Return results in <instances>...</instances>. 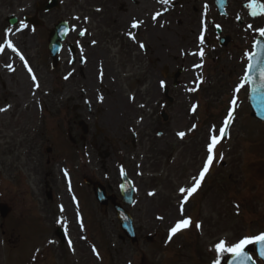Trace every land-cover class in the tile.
<instances>
[{"label": "rangeland", "instance_id": "obj_1", "mask_svg": "<svg viewBox=\"0 0 264 264\" xmlns=\"http://www.w3.org/2000/svg\"><path fill=\"white\" fill-rule=\"evenodd\" d=\"M188 1L169 0L174 8L167 13L168 4L158 0H62L58 10L38 14L42 22L39 29L18 33L20 25L10 27L8 20L34 16L42 0H0V48L4 49L0 52V108L5 109L0 111V127L3 123L8 129L1 132L4 137L0 136V203H8L16 195L15 213L5 220L0 217V264H192L187 255L197 246L208 247L217 256L215 245L219 241L231 246L246 236L264 232V124L250 111L247 87L235 92V85H241L243 66L237 68L238 63L226 59L227 53L220 56L208 51L196 39L200 4ZM157 12L162 15L154 20ZM59 21L69 22L71 31L59 67L53 70L47 38ZM133 21L141 22L140 26L132 28ZM9 41L25 57L37 77L38 88L24 62L7 47ZM68 45L74 48V55ZM201 50L206 58L203 66V58L198 55ZM143 77L147 81L140 94L137 84ZM158 92L161 97L153 96ZM163 92L172 99L171 108L166 109L170 125L168 158L152 174L142 175L141 152L135 164L136 155L127 165L137 172L135 186L140 188L135 206L129 209L138 242L131 245L123 239L119 243L113 211L100 209L92 195L78 208V202H72L71 183L61 174L74 167L79 175L85 167L90 177L108 185L113 180V192L117 193L115 98H122L127 105L133 102L128 98L144 94V100L151 104L149 112H155L158 118L161 105L166 103ZM233 96L238 97V104L230 135L219 145L213 173L206 177L203 188L187 198L181 217L180 189L193 186V178L207 155L208 135H216ZM23 112L32 119L39 113L42 119V165L52 170L58 181L56 185L45 181L53 188L51 195L46 190L42 197L22 196L16 166L25 161L18 145L23 136L15 128ZM143 112L146 110L137 108L140 119L145 117ZM76 117L98 130L97 144L105 146L100 151L95 148L88 159L80 157L70 164L73 158L67 129L79 133L72 123ZM179 132L185 136L179 137ZM46 146H53L54 163L49 169L45 167ZM9 170L16 177L13 172L8 174ZM156 178L159 182L153 183ZM73 179L75 186H84L76 174ZM152 185L156 187L153 191L149 187ZM181 218H190L192 225L169 240L170 227ZM197 223L201 228L195 227ZM229 256L222 255L220 260Z\"/></svg>", "mask_w": 264, "mask_h": 264}, {"label": "flooded vegetation", "instance_id": "obj_2", "mask_svg": "<svg viewBox=\"0 0 264 264\" xmlns=\"http://www.w3.org/2000/svg\"><path fill=\"white\" fill-rule=\"evenodd\" d=\"M140 1V0H139ZM180 2V0H177V2ZM200 6H199V30L197 33L196 39H198L200 36H203L206 49L208 51H211L213 53H218V55L223 56L227 53L226 59L230 60V62H236L237 68L245 65V52H250L251 44L261 35L260 30L264 29V24L261 25L260 21L251 22L248 8L245 5V2H250L251 0H228V6L226 8V14L220 15L218 8L216 6V0H196ZM191 0L188 1L190 3ZM115 3L118 4V1ZM133 4V3H132ZM137 6V2L134 4ZM121 7V14H124V8L125 5L120 6ZM134 7V6H133ZM172 8L170 4L166 6V12L171 13ZM205 14V16L203 15ZM179 17V16H178ZM149 25V23L147 24ZM31 29V28H28ZM27 30V27H25L23 33ZM50 32V31H49ZM259 32V33H258ZM209 33V36H208ZM258 33V34H257ZM149 35L148 33L146 36ZM153 36V35H152ZM139 39V38H138ZM141 39V38H140ZM148 39V36H147ZM149 40V39H148ZM150 40H151V34H150ZM221 44L224 46L222 47ZM248 58V57H247ZM219 59V58H217ZM206 61V58L203 56L202 66L204 65ZM147 81L146 77H143L140 82L137 84L139 89L137 90L138 93L141 94L142 88L145 86V83ZM162 93V91H159ZM158 94L154 95L155 97H161V95ZM164 93V92H163ZM166 93V91H165ZM164 93V96L166 98L165 104H162V111L159 114L158 118H155L156 113L155 112H149L151 104L149 102H146L144 100V94H142L141 98L138 97V95L135 96V99L128 98V102L133 101L131 104H127L120 98L119 100L115 98L114 106H115V135L118 138V144H119V151H116L115 154V164L116 169L119 171L120 165H124V168H126L136 191L137 196V188L135 183H137V172L133 168L127 167V165L131 162V159L136 155V159L133 160V163H136V160L139 158V153L141 152V158L143 157V162L141 164V168L143 169L142 175L146 173H157V171H154L156 168L159 169L163 166L165 163V158H168L169 154V146L167 145L169 140V132H170V125H169V115L167 110L171 108L172 103L170 102V98H167L166 94ZM119 96V95H118ZM153 97H150L149 99H152ZM169 101V102H167ZM17 108L20 107V105H16ZM137 108H141L142 110H146V112L143 114L145 117L143 119H140L137 113ZM75 108H73L74 110ZM77 109V108H76ZM167 109V110H166ZM163 114H166L168 116V121L164 122L162 116ZM15 116V115H14ZM33 120V121H32ZM113 121V120H111ZM80 119L77 117L75 119H72L73 125L76 127L78 134L70 133V138L72 140V153L73 157L83 159H88L91 155V152L94 151L95 148H97L100 151L101 146L103 144H97V138L96 136L100 135L99 131L93 128L95 131H93L91 125L89 123L87 124V130L88 133L86 136L82 138V132L81 128L79 127ZM214 122L211 124L213 125ZM15 129H19L20 135H22V141L20 144L19 151L24 152L25 161L20 163L18 166H16V170L20 172V186L22 188V196L32 195L34 198L36 196H43V192L46 190H53V188L50 187L49 183L45 181H51L52 185H56L58 181L55 180V174L52 172H44L43 166H42V130L39 126L42 125V119L38 116L34 119L28 118L26 116V113L23 112L22 117L20 118L19 123L17 124ZM5 124H1L0 127V136L4 137V134H1V132L4 130V132L8 131L7 128L4 129ZM11 128V126H10ZM212 135V133L210 134ZM207 138V144L209 142V136ZM91 138V139H90ZM17 146V145H15ZM205 146V151H206ZM138 149L140 151H138ZM15 153V150H13ZM13 153V154H14ZM4 155H6V151H4ZM86 162V161H85ZM205 162V159L202 162ZM151 163V166L149 165ZM159 164V165H156ZM216 162H213L212 166L210 167V170L208 172V176H210L213 173L214 166ZM52 165V160H47V166L50 167ZM202 165L200 166V169L202 170ZM123 168V167H122ZM154 171V172H153ZM11 172H15L9 170L8 174ZM197 172V173H198ZM73 174H76L77 179H84L86 173V168H82L81 174L78 175L76 172L72 171ZM156 175V174H155ZM26 176V177H25ZM45 176V178H44ZM207 176V177H208ZM61 177L65 179L64 175L61 174ZM141 178V177H139ZM95 181V179H93ZM207 178L205 179L206 182ZM154 182H159V179L156 178L153 180ZM205 182L203 184H205ZM116 184V183H115ZM117 186V184L115 185ZM113 180L111 182V185H107L108 188V195L113 194ZM151 187V190L156 188L155 186H149ZM153 187V188H152ZM78 188V187H77ZM203 188V185L201 186ZM79 189V190H78ZM76 189V195L80 196H86L85 192H81L80 188ZM92 188L88 187L87 194ZM48 193L49 195L52 194V192ZM153 191V190H152ZM140 192V191H139ZM138 192V193H139ZM152 196H155L153 193ZM16 198V196H12V200ZM154 197H151L150 202L153 201ZM161 200V198H159ZM117 201L120 202L117 198ZM9 207L12 209L13 212V203L9 202ZM145 233V232H144ZM110 235V234H109ZM119 238L122 239V236L119 235ZM154 241V240H151ZM121 243V241H120ZM137 243H135L136 245ZM196 251H189L188 257L189 260L192 261V264H213V261L217 258V256H214L212 251L208 250V247H199L197 246ZM187 247L184 248L185 252ZM178 253V252H177ZM248 253L250 254L252 260L255 262V264H264V260L257 257L256 252L254 249H249ZM180 254V252L178 253ZM181 255V254H180ZM179 256V255H178ZM180 257V256H179ZM224 263V262H223ZM221 263V264H223Z\"/></svg>", "mask_w": 264, "mask_h": 264}, {"label": "snow or ice", "instance_id": "obj_3", "mask_svg": "<svg viewBox=\"0 0 264 264\" xmlns=\"http://www.w3.org/2000/svg\"><path fill=\"white\" fill-rule=\"evenodd\" d=\"M159 3L167 5L169 3V0H158ZM249 7L252 9V15H257L258 13L264 14V5H258L255 2L249 4ZM162 13L157 12L153 19H157ZM141 22L133 21L131 24L132 28H138L140 26ZM21 27H24L23 24H21ZM260 34L264 36V29L260 30ZM79 35L83 36L85 35L84 32H80ZM134 39V37H132ZM203 36L200 37V42L203 43ZM94 43V42H93ZM141 48L144 47L143 44L139 45ZM7 47L11 49L12 52L16 53L17 56H19L20 60L24 62V67L27 68L28 74L33 82V85L35 87H39L37 83V77L33 74V71L31 67L28 66L27 61L25 60V57L17 50L16 47L12 45V43L9 41ZM4 49L0 48V52H3ZM193 55H197V53H193ZM198 55L203 58V51L201 50ZM259 56V53H254L252 56L249 57V60H257ZM254 65L249 63L248 70L250 71ZM197 67H201V65H197ZM262 86H264V69H261L260 72ZM68 77H65L67 79ZM249 79V77H245V80ZM164 84L161 82V87H163ZM244 87L243 84H241L237 91L240 90V88ZM235 103V101H233ZM5 109L0 108V111H4ZM195 111V106L192 109ZM228 119L224 121V127L219 129V136L217 135H210L209 136V142L207 144V157L205 162L202 165V170L198 173L197 177L193 178V186L189 187L187 189L181 188L180 194H181V205L179 212L181 214V217H183L184 212V204L187 202V198L190 197L193 193H195L198 188L201 186V183L203 182L206 174L209 172L210 167L213 164L214 159H216L215 156V147L220 142V139L223 138L227 133V125L231 123V112L228 113ZM177 135L181 138L185 136L184 132H179ZM220 159H223V156L221 155L219 157ZM65 175L67 176V172H65ZM61 211H63V208H61ZM192 225V221L190 218H181L174 222L173 226L169 229V235L168 239L171 240L173 236H175L177 233H179L182 230L188 229ZM195 227L197 229L201 228L200 224H196ZM248 245H259L261 247V252L264 254V232H261L259 235L251 236V237H244L242 239H239L238 242L232 243L231 246H228V243L224 240L219 241L215 245V251L217 253V258L213 261V264H221L220 257L222 255L228 254L233 258V262H239V261H246L250 259L244 251L245 247ZM71 241H69V247H71Z\"/></svg>", "mask_w": 264, "mask_h": 264}, {"label": "water", "instance_id": "obj_4", "mask_svg": "<svg viewBox=\"0 0 264 264\" xmlns=\"http://www.w3.org/2000/svg\"><path fill=\"white\" fill-rule=\"evenodd\" d=\"M225 0H222L221 6H224ZM58 6V0H47V4L44 8L45 11L52 10L53 8H56ZM14 24V22H12ZM36 25L37 23H34ZM67 33V28L66 25L63 23H60L56 29L53 31L49 43V51L50 55L53 59V67H56L58 64V58L57 55L60 52L61 48V42L65 39ZM255 53H259V56L257 60H251V64L254 66L250 70L247 79L251 85V106L253 108V111L255 113V116L264 122V86H262V81H261V76L260 72L261 69H264V43L259 42L256 45L255 48ZM85 132V129H84ZM122 186H121V193L123 197V203L130 206L132 205L133 202V188L130 180L126 177L125 174L122 176ZM86 184L91 185L92 183L89 180H85ZM93 190L95 197L97 201L100 203L102 206H107L109 201H112V204L115 208V211L118 215V219L121 223V228L123 232L130 238L134 239L135 234H134V226L132 223V219L128 212L124 210L120 205L115 204L114 197L107 198L106 197V192L104 187L99 184V183H94L93 184ZM0 212L2 217H6L8 214L9 210L5 207L2 206L0 207ZM259 246V245H257ZM241 262H233V258L231 257L226 264H242Z\"/></svg>", "mask_w": 264, "mask_h": 264}]
</instances>
